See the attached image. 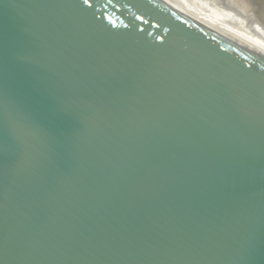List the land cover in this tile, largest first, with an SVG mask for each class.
Listing matches in <instances>:
<instances>
[{
    "label": "snow or ice",
    "instance_id": "obj_1",
    "mask_svg": "<svg viewBox=\"0 0 264 264\" xmlns=\"http://www.w3.org/2000/svg\"><path fill=\"white\" fill-rule=\"evenodd\" d=\"M84 3L85 4H89V0H84Z\"/></svg>",
    "mask_w": 264,
    "mask_h": 264
}]
</instances>
